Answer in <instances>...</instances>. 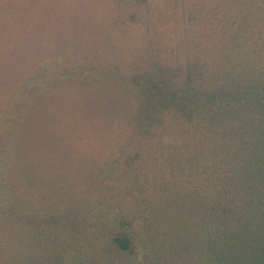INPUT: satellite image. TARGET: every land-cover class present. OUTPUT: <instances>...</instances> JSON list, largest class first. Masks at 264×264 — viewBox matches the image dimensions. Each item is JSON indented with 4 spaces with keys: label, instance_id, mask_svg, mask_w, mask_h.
Listing matches in <instances>:
<instances>
[{
    "label": "trees",
    "instance_id": "obj_1",
    "mask_svg": "<svg viewBox=\"0 0 264 264\" xmlns=\"http://www.w3.org/2000/svg\"><path fill=\"white\" fill-rule=\"evenodd\" d=\"M19 102L0 264H264V0H0Z\"/></svg>",
    "mask_w": 264,
    "mask_h": 264
},
{
    "label": "rangeland",
    "instance_id": "obj_2",
    "mask_svg": "<svg viewBox=\"0 0 264 264\" xmlns=\"http://www.w3.org/2000/svg\"><path fill=\"white\" fill-rule=\"evenodd\" d=\"M51 66L55 68V65L51 64ZM60 70H62V69H60ZM34 85H35L34 83L24 85L22 88V92L25 95L30 94L31 91L33 89H35ZM36 88H37V86H36ZM22 106H23V103L19 102V103H14L13 106L9 109L7 108V110L9 112L7 114H5L6 116L0 121V143H1L2 139L7 137V135L10 132L11 127L14 126V124H15L14 121L16 120L17 115L20 113ZM143 224H144V221H142L141 223L139 221V227H140L141 231H142ZM141 258H143L142 254L139 255L138 260H140Z\"/></svg>",
    "mask_w": 264,
    "mask_h": 264
}]
</instances>
